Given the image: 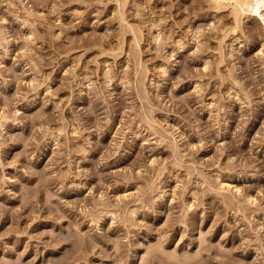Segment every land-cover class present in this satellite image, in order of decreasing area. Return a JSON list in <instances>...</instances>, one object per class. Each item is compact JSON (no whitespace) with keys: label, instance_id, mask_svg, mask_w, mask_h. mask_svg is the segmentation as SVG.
Instances as JSON below:
<instances>
[{"label":"rangeland","instance_id":"obj_1","mask_svg":"<svg viewBox=\"0 0 264 264\" xmlns=\"http://www.w3.org/2000/svg\"><path fill=\"white\" fill-rule=\"evenodd\" d=\"M262 2L0 0V264H264Z\"/></svg>","mask_w":264,"mask_h":264},{"label":"clouds","instance_id":"obj_2","mask_svg":"<svg viewBox=\"0 0 264 264\" xmlns=\"http://www.w3.org/2000/svg\"><path fill=\"white\" fill-rule=\"evenodd\" d=\"M256 7H257V9L264 8V2L257 4ZM257 14H259V13L257 12Z\"/></svg>","mask_w":264,"mask_h":264}]
</instances>
